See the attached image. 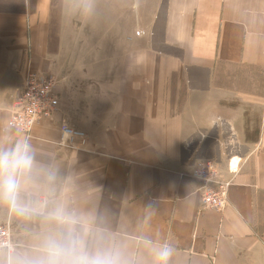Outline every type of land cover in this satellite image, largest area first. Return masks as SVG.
<instances>
[{"label": "crops", "instance_id": "0c3cea01", "mask_svg": "<svg viewBox=\"0 0 264 264\" xmlns=\"http://www.w3.org/2000/svg\"><path fill=\"white\" fill-rule=\"evenodd\" d=\"M242 66L264 77V0H0V150L29 144L21 199L40 213L0 202V264L39 259L56 212L126 264H153L162 242L170 264H264V80L216 78ZM30 75L59 105L25 134L9 120ZM62 120L85 149L59 143ZM205 159L231 180L221 211L191 176Z\"/></svg>", "mask_w": 264, "mask_h": 264}, {"label": "clouds", "instance_id": "9594fccd", "mask_svg": "<svg viewBox=\"0 0 264 264\" xmlns=\"http://www.w3.org/2000/svg\"><path fill=\"white\" fill-rule=\"evenodd\" d=\"M32 167L33 154L27 141L0 150V202L20 216L40 214L32 203L21 199L24 178ZM52 218L58 222L59 231L48 237L42 256L32 264H126L118 248L108 246L73 216L56 212ZM173 252L171 244L162 242L154 250L153 264H170Z\"/></svg>", "mask_w": 264, "mask_h": 264}, {"label": "built area", "instance_id": "2783aa9c", "mask_svg": "<svg viewBox=\"0 0 264 264\" xmlns=\"http://www.w3.org/2000/svg\"><path fill=\"white\" fill-rule=\"evenodd\" d=\"M141 34L142 31L138 30L137 35ZM58 105L54 80L30 75L10 110L9 125L29 134L39 121L51 117L57 111ZM59 135V143L66 147L86 148L87 135L83 131L73 129L66 121H60ZM191 176L200 183L199 191L203 207L221 211L227 206V190L231 180L222 177L214 161L203 160ZM12 248L9 226L0 225V249L9 252Z\"/></svg>", "mask_w": 264, "mask_h": 264}, {"label": "rangeland", "instance_id": "374dc122", "mask_svg": "<svg viewBox=\"0 0 264 264\" xmlns=\"http://www.w3.org/2000/svg\"><path fill=\"white\" fill-rule=\"evenodd\" d=\"M228 74H231V75L229 76ZM216 78H217V82H219V85H220L222 83H225V82L233 80V79L237 80V81H240V82L244 81V80H249L250 81L253 77L251 75V72L249 70H247V69H244V68L231 69L229 67H227V68L225 67V68L219 69L216 72ZM262 78H263V76L259 75V77L258 76L256 77V80L259 81L260 84H261ZM240 89L250 90V89H252V85H251V83H249V85L242 86V88H240ZM255 89L256 90L258 89V90L261 91L262 88L261 87H256ZM55 90H56V83H55ZM57 95H58V93H57ZM0 225H8L9 226V224H0ZM9 229H10V226H9ZM10 233H11V229H10ZM11 236H12V234H11ZM0 250H5V249H0ZM5 251H7V250H5Z\"/></svg>", "mask_w": 264, "mask_h": 264}, {"label": "trees", "instance_id": "16d2710c", "mask_svg": "<svg viewBox=\"0 0 264 264\" xmlns=\"http://www.w3.org/2000/svg\"><path fill=\"white\" fill-rule=\"evenodd\" d=\"M243 68H244V66H242ZM244 69H247V68H244ZM247 70H249L250 72H251V74H252V76L254 77V78H256L257 76L259 77V75L260 76H262V72H260V71H258V72H256V71H254V70H251V69H247ZM254 74V75H253ZM263 80H264V77L262 78V82H261V84L263 83ZM262 89H263V87H261Z\"/></svg>", "mask_w": 264, "mask_h": 264}]
</instances>
